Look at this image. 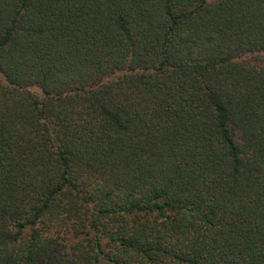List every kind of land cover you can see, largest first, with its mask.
Masks as SVG:
<instances>
[{
	"label": "trees",
	"instance_id": "trees-1",
	"mask_svg": "<svg viewBox=\"0 0 264 264\" xmlns=\"http://www.w3.org/2000/svg\"><path fill=\"white\" fill-rule=\"evenodd\" d=\"M0 264H264V0H0Z\"/></svg>",
	"mask_w": 264,
	"mask_h": 264
}]
</instances>
